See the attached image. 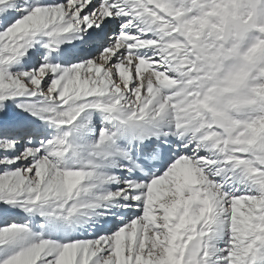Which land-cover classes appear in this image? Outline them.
I'll return each instance as SVG.
<instances>
[{"label": "snow or ice", "instance_id": "1", "mask_svg": "<svg viewBox=\"0 0 264 264\" xmlns=\"http://www.w3.org/2000/svg\"><path fill=\"white\" fill-rule=\"evenodd\" d=\"M0 264H264V0H0Z\"/></svg>", "mask_w": 264, "mask_h": 264}]
</instances>
